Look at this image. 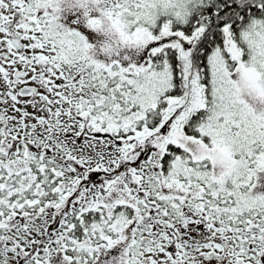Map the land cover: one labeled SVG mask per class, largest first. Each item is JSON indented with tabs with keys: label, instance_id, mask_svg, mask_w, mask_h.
I'll return each mask as SVG.
<instances>
[{
	"label": "snow or ice",
	"instance_id": "6c2138e0",
	"mask_svg": "<svg viewBox=\"0 0 264 264\" xmlns=\"http://www.w3.org/2000/svg\"><path fill=\"white\" fill-rule=\"evenodd\" d=\"M0 264H264V0H0Z\"/></svg>",
	"mask_w": 264,
	"mask_h": 264
}]
</instances>
